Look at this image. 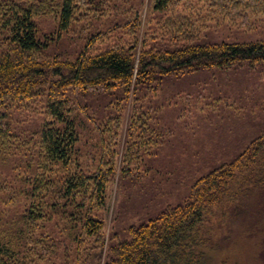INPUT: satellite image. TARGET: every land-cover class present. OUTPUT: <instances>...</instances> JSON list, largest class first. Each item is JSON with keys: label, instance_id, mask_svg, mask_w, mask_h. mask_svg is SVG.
<instances>
[{"label": "rangeland", "instance_id": "1", "mask_svg": "<svg viewBox=\"0 0 264 264\" xmlns=\"http://www.w3.org/2000/svg\"><path fill=\"white\" fill-rule=\"evenodd\" d=\"M62 2L0 0V56L14 6L34 12L47 46L36 57L47 65L110 50L139 63L146 53L264 42V0H173L162 12L156 0H74L66 30ZM152 78L59 92L65 122L48 109V86L0 104V264H105L135 228L189 202L199 182L264 142V63ZM69 125L73 156L53 161L43 131ZM241 186L236 210L224 200L205 226L208 264H264V185ZM89 217L103 224L94 236Z\"/></svg>", "mask_w": 264, "mask_h": 264}, {"label": "trees", "instance_id": "2", "mask_svg": "<svg viewBox=\"0 0 264 264\" xmlns=\"http://www.w3.org/2000/svg\"><path fill=\"white\" fill-rule=\"evenodd\" d=\"M172 1L156 0L155 10L165 11ZM6 13L12 14L16 24L10 29L8 53L0 56V104L6 100H30L40 89L48 86V109L59 122H65L66 118L65 109L59 105V92L72 87L130 86L135 78L145 82L155 74L157 78H152L153 82L201 69L264 63V42H261L189 46L173 52L146 53L139 63L133 55L110 50L93 56L83 55L74 62L47 65L36 57L47 46L36 38L34 12L30 8L14 6ZM73 17L74 0H63L62 30L68 29ZM42 135L51 160L62 163L71 160L77 143L73 125H69L64 132L47 126ZM262 148L264 142L244 155L239 165L221 168L203 179L189 202L135 228L131 240L116 246L105 264H208L207 252L212 240L205 233V226L209 217L222 207L224 200L226 207L234 206L236 210L240 204L239 197L245 193V188L239 185L246 184V191L249 187L258 189L264 185ZM105 186V180H101L97 187L101 202ZM83 223L90 236L103 229L102 222L92 217L86 218Z\"/></svg>", "mask_w": 264, "mask_h": 264}]
</instances>
